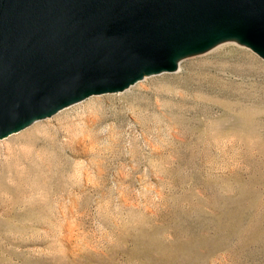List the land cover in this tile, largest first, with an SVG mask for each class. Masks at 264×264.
I'll return each mask as SVG.
<instances>
[{
  "label": "rangeland",
  "instance_id": "rangeland-1",
  "mask_svg": "<svg viewBox=\"0 0 264 264\" xmlns=\"http://www.w3.org/2000/svg\"><path fill=\"white\" fill-rule=\"evenodd\" d=\"M77 101L0 136V264H264V55Z\"/></svg>",
  "mask_w": 264,
  "mask_h": 264
},
{
  "label": "water",
  "instance_id": "water-1",
  "mask_svg": "<svg viewBox=\"0 0 264 264\" xmlns=\"http://www.w3.org/2000/svg\"><path fill=\"white\" fill-rule=\"evenodd\" d=\"M179 2L237 11L264 48V0H0V125L86 82L119 84L143 60L164 64L159 27Z\"/></svg>",
  "mask_w": 264,
  "mask_h": 264
},
{
  "label": "bare ground",
  "instance_id": "bare-ground-1",
  "mask_svg": "<svg viewBox=\"0 0 264 264\" xmlns=\"http://www.w3.org/2000/svg\"><path fill=\"white\" fill-rule=\"evenodd\" d=\"M201 6V7H198ZM247 21L234 10L221 7H210L203 4L186 5L179 2L173 11L161 22L158 32L159 40L165 53V63L157 65L141 61L137 68H125L121 83L113 84L105 80L97 83L86 82L72 92L59 96L40 110L15 117L12 121L0 125V136L8 134L12 129L38 116L53 113L92 93L103 91L115 92L123 90L145 76L165 71H175L179 67V56L183 49L201 50L212 46L218 41L232 38L238 42L257 49L264 55V48L248 41L245 37ZM188 53V52H187ZM37 119V118H36Z\"/></svg>",
  "mask_w": 264,
  "mask_h": 264
}]
</instances>
